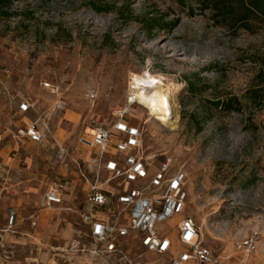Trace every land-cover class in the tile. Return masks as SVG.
Instances as JSON below:
<instances>
[{"label":"rangeland","instance_id":"1","mask_svg":"<svg viewBox=\"0 0 264 264\" xmlns=\"http://www.w3.org/2000/svg\"><path fill=\"white\" fill-rule=\"evenodd\" d=\"M187 12L173 0L0 4V264H120L113 256L96 261L89 251L79 209L90 175L83 177L75 163L82 168L79 157L88 154L77 140L92 124L109 123L133 76L146 72L171 85L172 123L150 115L143 103L132 105L143 154L153 160L151 172L166 157L169 173L186 175L185 207L157 222V234L171 237L176 253L177 223L189 216L216 264H264V83L255 62L264 28L232 30L195 6ZM148 17L178 22L147 34L140 21ZM22 100L30 103L26 112L18 110ZM30 121L43 133L40 142L17 134ZM56 176L72 180L73 190L63 203L41 207ZM122 223L129 227L126 217ZM137 234L119 237V247L141 254L144 264L166 258L144 252ZM249 235L256 239L252 251L239 246Z\"/></svg>","mask_w":264,"mask_h":264},{"label":"built area","instance_id":"2","mask_svg":"<svg viewBox=\"0 0 264 264\" xmlns=\"http://www.w3.org/2000/svg\"><path fill=\"white\" fill-rule=\"evenodd\" d=\"M43 85L57 91L49 82H43ZM134 92L135 89L130 87L125 104L111 110L109 123L92 124L77 140L79 147L90 154L88 159H80L82 168L78 161L75 163L83 177L90 175L80 217L90 226L91 253L100 259L113 256L121 264H144L140 260L141 254L133 255L117 243L119 237H125L133 230L138 232L139 245L144 252L157 259L166 256L157 264H216L217 258L202 242L199 228L191 217H184L177 223L176 240L182 248L176 253H172L174 240L157 234V222L181 213L185 207L183 187L186 175L181 169L169 173L171 161L166 157L157 169L150 171L153 160L144 156L140 127L132 122L131 107L137 103ZM29 109L28 101L19 102L20 112ZM17 134L31 142L43 139L37 121L21 125ZM57 153L61 158L65 149L60 146ZM69 187L67 179L53 177L40 196V206L52 207L60 203ZM125 217L129 227L122 223ZM13 221L14 215L10 212L8 228ZM255 243L254 235H249L239 246L252 251Z\"/></svg>","mask_w":264,"mask_h":264},{"label":"trees","instance_id":"3","mask_svg":"<svg viewBox=\"0 0 264 264\" xmlns=\"http://www.w3.org/2000/svg\"><path fill=\"white\" fill-rule=\"evenodd\" d=\"M9 0H0V4H5ZM180 7L187 9L188 15L193 14V8L200 12H207L208 18L214 24L227 27L229 29L240 28L246 31H254L255 28H264V0H173ZM96 10L101 7L93 5ZM161 18L148 17L140 21L143 30L148 34L153 28H162L167 31L172 29L178 22V18L172 21L160 23ZM255 62L258 70L256 78L260 83H264V49L257 56ZM258 83V84H260ZM256 92V90H253ZM216 101L215 104H222ZM227 104V103H226ZM229 104V103H228ZM229 106V105H228ZM229 108V107H227Z\"/></svg>","mask_w":264,"mask_h":264},{"label":"bare ground","instance_id":"4","mask_svg":"<svg viewBox=\"0 0 264 264\" xmlns=\"http://www.w3.org/2000/svg\"><path fill=\"white\" fill-rule=\"evenodd\" d=\"M130 87L135 89L137 102L143 103L150 115H154L161 122L172 123V112L168 103L172 92L170 84H164L161 77H154L146 72L145 75H134Z\"/></svg>","mask_w":264,"mask_h":264},{"label":"crops","instance_id":"5","mask_svg":"<svg viewBox=\"0 0 264 264\" xmlns=\"http://www.w3.org/2000/svg\"><path fill=\"white\" fill-rule=\"evenodd\" d=\"M132 122H134L133 120H132ZM135 123V122H134ZM24 125V124H23ZM26 140H28L27 138H25ZM29 141V140H28ZM1 143V142H0ZM85 151H87V150H85ZM87 154H88V156L86 157V158H83V157H79L80 159H83V160H86V159H88V157H89V151H87ZM79 159V160H80ZM69 182H70V187H69V189L68 190H66L65 192H64V194H63V196H62V200H61V202L60 203H58V204H61V203H63V201L65 200V198L67 197V196H69V194H71V192H72V190H73V188H71V186H73V184H72V180L70 181L69 179H67ZM85 198H86V192H85V196H84V199H83V201H82V204H81V207H80V209H79V216H80V212H81V210H82V207H83V205H84V203H85ZM44 208H48V207H44ZM50 208V207H49ZM10 212H12L13 213V210L12 209H8V211H7V217L9 216V214H10ZM84 223V222H83ZM85 225H87L88 226V228H89V233H90V226L88 225V224H86V223H84ZM90 235V234H89ZM135 236V234L133 235V237ZM2 241V235L0 234V242ZM89 251L91 252V249H89ZM92 254V253H91ZM150 254V253H149ZM152 255V254H151ZM100 258H96V261L97 260H99ZM121 264V263H120Z\"/></svg>","mask_w":264,"mask_h":264}]
</instances>
